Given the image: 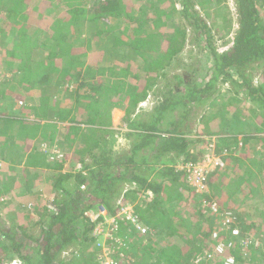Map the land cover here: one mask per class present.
Masks as SVG:
<instances>
[{
    "label": "trees",
    "instance_id": "1",
    "mask_svg": "<svg viewBox=\"0 0 264 264\" xmlns=\"http://www.w3.org/2000/svg\"><path fill=\"white\" fill-rule=\"evenodd\" d=\"M235 1L237 30L225 40L229 33L224 31L233 28L226 0H179L181 7L174 0H139L137 4L134 0H0V49L5 52L6 32L16 26L23 35L22 45L27 43L38 52V56L30 51L17 53V63L12 58L8 61L17 79L6 77L0 83V145L10 144L11 153L4 159L12 164L16 154L11 142L19 134L35 137L41 120L45 128L68 123L65 143L76 155L67 173H62L67 154L53 164L44 163L55 171L56 193L51 202L54 208L45 205L40 213L37 238L24 235L18 239L17 225L5 229L0 208V264H99L102 252L97 247L95 224L85 213L104 207L115 216L125 204L133 206L137 224L148 229L141 233L135 224L120 222L114 231L120 241H109L110 246L120 247L112 254L118 264H195L198 255L213 250L207 244L213 242L214 231L222 229L226 213L233 216L231 227L239 229V239L264 235V206L245 207L234 190L235 202L219 190L226 185L227 172L241 162L234 153L253 141L261 145L264 137L241 129L245 133L239 143V133L221 130L220 142L214 145L226 167L208 175V193H198L187 182L186 168H180L200 162L208 147L199 139L200 149L193 151V138L179 131L185 124L189 126L193 116H207V126L219 120L231 132L243 119L231 113L236 99L219 94L221 84L233 83L235 95L242 88L252 106L260 108L257 115L264 111V78L259 87L252 80L253 72L264 67V0ZM202 11L211 24L202 18ZM33 29L36 31L31 33ZM214 34L222 42L220 48ZM188 44L201 52L208 49L212 73L204 84L193 80L196 68L189 77L173 72L177 68L173 63ZM87 51V56L80 55ZM106 55L109 60L102 64ZM33 85L58 87L57 98L40 97L38 105H33L34 100L21 91ZM124 93L130 95L127 105L120 100ZM151 97L154 106L146 108L143 104ZM21 101L39 122L28 123L15 111ZM208 104L209 111L205 110ZM110 107L124 111L122 121L129 129L125 136L132 139L120 149L112 146L113 140L108 141L116 133L106 116ZM111 111L116 119L117 110ZM164 125L169 127L163 129ZM256 128L253 125L254 133ZM240 156L248 158V153L240 152ZM253 163L260 167V175L252 169L247 170L246 179L245 173L241 177L232 173L249 190L264 180V153L261 161ZM78 165L82 167L79 171L74 169ZM38 172L30 173L24 196L39 195L34 189L35 181H42ZM213 201L218 212L211 208ZM17 216L20 214L15 219ZM250 244L237 249L235 264H264V250L256 252L260 247L252 249Z\"/></svg>",
    "mask_w": 264,
    "mask_h": 264
},
{
    "label": "rangeland",
    "instance_id": "2",
    "mask_svg": "<svg viewBox=\"0 0 264 264\" xmlns=\"http://www.w3.org/2000/svg\"><path fill=\"white\" fill-rule=\"evenodd\" d=\"M87 1L90 2L91 0H87ZM134 1H135V4H137L139 0H134ZM174 2H176L178 7H181L179 0H174ZM226 4H227L228 9L231 13V17H232L231 25L233 26V28H230L228 32L224 31L225 34L229 33L224 37L225 40L232 38L234 36V34L237 30V26H238L236 1L235 0H226ZM196 8H199V7H196ZM209 9H211V11L214 10L216 12L215 6H210ZM262 13L264 14V10L262 11ZM201 16L204 20H206V22L208 24H211L212 20L210 18H207L204 11L201 12ZM118 25H120V23H118ZM28 27L29 26H27V28ZM19 30H20V27L13 26L12 28H9L6 32L5 52L2 49H0V83L3 82V80L6 77L7 78L10 77L11 79L12 78L17 79L16 75L11 70H9V65H8V61L10 62L11 58H12V60L13 59L15 60V63H17V59L15 58V56H17V53H19L20 55L21 54L26 55V53L28 51H30V52H32L33 56H38L37 50L31 49L29 44L25 43L22 45L23 35H22V32ZM33 31L35 32L36 30L33 29L30 32L33 33ZM190 31L191 30L189 29V40H191V38L193 36ZM10 33H11V35H10ZM214 36L216 37V38H214L215 39L214 41L216 42V46L220 48V45L222 42L218 39L216 34H214ZM16 47H19L20 49L17 50ZM87 47L88 46H86L85 48H87ZM206 50H208V49H206ZM206 50L201 52L193 44L192 45L188 44L185 48V51L180 56V59L175 60L176 62L173 63V65L175 64V67H177V68H175L176 70H173V72L177 73V74H184V75L186 74L189 77V75H191L192 72L194 71V68H196L197 73L193 77V80L196 81L197 83L204 84L206 82V81L203 82L205 77L211 75V73H212V71H211L212 70V64H211V61L209 60V57H208L209 53L208 52L206 53ZM88 54H89V52L87 51V52H84L83 54H80V55L81 56H84V55L87 56ZM108 60H109V56L106 55V57L104 58V60L101 63L106 64L108 62ZM87 61H88V59L85 60V63H87ZM196 66H198V67H196ZM253 73H254V76H253L252 80L254 81L255 85L259 87L261 85V83H263L264 67L255 70ZM233 77L236 81H240V78H238V76H236L235 73H233ZM16 81L17 80H15V82ZM19 85H17V86H19ZM31 87H32V89H30V88L25 89L23 87L21 91H25L26 94H28V96L31 99H33L34 102L37 104L39 103L40 97H44V96L50 97L51 96V97L55 98L58 95L57 92H58L59 88L55 87V86L54 87L53 86L46 87L43 85H33ZM233 88H234L233 83L227 82V83L221 84V91L219 93L221 96L224 94L225 96H230L232 98H235L236 101H234V103H233L234 108L232 109L231 113L236 112V113L241 115V118L243 117L242 122L238 121L236 124H234L231 127L232 131L234 130L237 132L238 130L240 131L242 129V130H247L248 133H252L254 131L253 125H255L258 128V130H257L258 133H264V125L261 124V122L264 118V115H262V114L257 115V112H258V110L260 111V108H257L258 107L257 105L252 106L250 101L247 100V98L245 96V92H244V90H242V88H241V90L239 89L240 92L236 93V95L234 92H232ZM126 96L127 95L122 94L120 96V100H122L124 102H129L130 97L127 98ZM225 99H226V97H225ZM150 102H154V99L152 97L148 101H146L143 104V106H145L146 108H152L154 105L150 104ZM220 102H222L224 104V108L226 107L227 110L229 111L227 104H225V100L220 99ZM18 105L20 108L16 106L15 109L19 113L23 112L27 116V113H28L26 111L27 109L24 108L25 102L21 101L18 103ZM206 109H208L207 111L211 110L210 104L206 105L205 110ZM111 110H113L112 107L107 109L106 116H107L108 120L112 122V124L113 123L115 124L114 127L117 128L116 137L114 139V143H112V146L114 145L117 147L121 143H124V144L126 142L130 143V141L132 139H130V138L128 139V137H126V138L124 137V134L128 130V127L125 125L124 121H122L123 116H121V115L124 114V111L123 112L120 111L118 114V117L116 116L117 118L114 119L113 113ZM115 112L117 113L118 110ZM202 113H204V111ZM263 113H264V111H263ZM197 117H199V115ZM196 118L193 116L192 121L187 123L191 128L185 124L179 130L180 132H183L184 136H186L188 138H193L192 140L194 141V143L191 146L193 151L195 150L194 148H196L198 151L200 149L201 142H197V140H199V139L204 140L206 145L211 147L212 145H214L217 142L218 137L216 135L220 134L219 131L223 130V131L230 132V130L228 128L221 127V124L218 123L219 120H216V122H212L207 126V125H205V123H206L205 118H207V116H205L204 119L201 118V120L199 122L196 120ZM65 125H67V124L65 123ZM168 127H169V125H164L163 129H166ZM189 129L191 130L192 133L187 132ZM56 131L57 130L53 129L52 132H56ZM60 133H62V132H60ZM184 133H186V134H184ZM115 140H117V141H115ZM203 146L205 147L204 144H203ZM254 148H256V151H254ZM262 149H264V144L259 145L258 142H255L254 144L250 143V145L246 149L244 148L240 151L242 154L248 153V158L240 156V152L234 153V155L241 157V158H239L241 162L236 163V165L234 167H232V170L227 172V174L225 176V177H227V179H225L226 185L221 186L219 188V190H223L225 193L229 194V198L231 201L232 200L234 201V198L232 195L233 193L231 191V189H232L235 191V193L237 192L238 195L240 196L241 201H243V204H242L243 206H245V207L250 206L251 207V206L256 205V204H259L260 207L264 206V184H263L264 180H262L263 182H262V184L260 183V185L255 183L259 186L256 188H252L254 190H249V188L246 189L245 186H242V184H239V181H241V180L234 179L233 175H232V173H234L236 175L240 174V177H241V175H243L245 173L244 178L246 179L247 178L246 172L248 169H252L255 171L256 175H258V174L260 175V173H259L260 167L256 166V164H254L253 161L258 162V161L262 160ZM5 155L6 154H4L2 152V156L0 157V170L1 169L5 170V171L0 172V175H2V176L3 175L5 176V172L7 171V169H6L7 164L6 163H8V162L4 159ZM9 164H11V163H9ZM77 169L79 171L80 167H77ZM6 176L12 177L11 174L9 173V171L6 173ZM244 178L242 181L245 180ZM11 179H13V178H11ZM257 179L255 181H253V180L252 181L256 182L259 180V179L258 180ZM187 181L189 182V178L187 179ZM4 183H3V181L1 182V180H0V196H2V197H0V205H1L0 208H2L1 213L3 211V208H6V204L8 205V202L10 204H12L11 200L8 201L5 198V196L7 194H9L10 192H7V187L4 186L5 185ZM189 184H191V182H189ZM8 188L11 190L12 186L8 185ZM129 188H130V186H126L125 189L129 190ZM245 189H246V191L244 192ZM20 191L21 192L17 196L21 195L23 189H20ZM47 191H48V188H47V190H44L41 193H39V196H38V194H35L34 195L35 198H33V199H31V197H27L26 199L16 200V201L14 199H12L13 204L15 201L16 205L18 206V210H16L15 212L19 213L20 216H17L16 219L14 217V219H15V221H14V219L9 220L7 213L3 214L2 226L5 229H12V227L14 225H17V226L20 225L19 226L20 227L19 234L16 235V237L18 239L24 238V235H29V236H32L33 238H37L39 236L40 228H41V225H39L40 213H43V209L45 208V205H47L48 207H51L52 209L54 208V206H52V204H51L53 198L51 196H49ZM126 191H124V192H126ZM208 192H209V188H208ZM249 196L252 197L251 200H249L250 199ZM5 200L7 201V203H5L6 202ZM30 201H32V202L30 203ZM214 203H216V201H213L212 204H214ZM118 204H120V202ZM130 206L133 207L131 204H130ZM100 208L102 209L104 207H99L98 209H100ZM104 209L106 210V208H104ZM17 213H15V214H17ZM32 213H35V216L33 218H30V217L27 219L25 218L26 215L29 216ZM88 213H91V212L88 211ZM107 213H108V211H107ZM247 213H252V211H248ZM13 222H16V224H14ZM138 226L141 229L142 228L148 229L143 223H140ZM138 231L143 233L140 229H138ZM33 238H31V239H33ZM115 238H117V241L119 240L118 237H115ZM231 240L234 242V245H235V248H234V250L236 249L235 255L237 254V249L239 247L240 248L245 247L250 243H251L250 245H254V247L252 249H254L257 246L260 247L256 250V252H261L264 250V235L261 233L260 234L259 233L254 234L253 236H251V238H249L247 240H243V239H239V238L238 239L232 238ZM207 243H209V242H207ZM238 243L242 244V246H239ZM214 244H215L214 242H211L207 245L210 248H214ZM107 248H110V250H113V252H114V248L120 249V247H115V246L113 247V245H111V247H110V245H108ZM252 249H250V250H252ZM248 251H246L247 252L246 255L250 254V252H248ZM111 259L116 260L114 257H112V255H111ZM116 261L118 262V260H116ZM6 264H18V263L17 262H11V263H6Z\"/></svg>",
    "mask_w": 264,
    "mask_h": 264
},
{
    "label": "crops",
    "instance_id": "3",
    "mask_svg": "<svg viewBox=\"0 0 264 264\" xmlns=\"http://www.w3.org/2000/svg\"><path fill=\"white\" fill-rule=\"evenodd\" d=\"M124 95H127L126 96L127 98L130 97V95L127 93H124ZM122 102L125 105L129 104V102H124V101H122ZM33 105H38V104L34 102ZM140 106H142V105H140ZM112 109L118 110L117 114H119L120 111L123 112V110L119 109L118 107H112ZM15 111H17V110H15ZM26 111L28 112L27 116L23 112L21 114H22V116H24V119L28 121V123L39 122L40 119L35 118V115L33 114V112L30 109H27ZM262 114H264V113H262ZM200 116L197 117L198 119L195 117L198 122L202 118V115H200ZM51 117H52V115L49 118H51ZM41 121L42 122H41L40 130L35 137H31V136H27V135L23 136V135L19 134L16 136L14 141L11 142L12 144L15 145L14 146V154H16V156H14L12 164L5 162L7 164L6 165L7 171L5 172V176L0 175L1 182L2 181H3V183L5 182L4 186L7 187V192H10L9 194H7L5 196V198H6V200H8V201L11 200V202H12V204H10L9 202H8V205L6 204V208H3L1 216H3V214L7 213L9 220L14 219L15 211L18 210V206L15 203L16 200H23V199H26L27 197H31V199L35 198V196H32V195H30V196H28V195L24 196L25 194L23 195V193L25 192V190L28 187L27 181L31 177L30 173L32 171H34V170L39 171L37 176L42 177V181H40V182H38V180L35 181L37 183L35 185V188H34L35 191H37L38 193H41L42 191L47 190V188H48L47 193L49 194V196H51L53 198V195L56 193V190L53 189V181H52V178H53L52 171L53 170L49 166L46 167V165L44 163L47 161H50V163L53 164L55 161H58V159L61 160L67 154L68 155L67 161L64 164V167L62 170V173H67L70 170V168H72L71 164H73V163L71 161H73L74 158L76 157V155L74 156L73 150L68 148L69 144L67 142L65 143V139H67L66 135L69 132L68 129L65 128V126H67L69 124L66 123L67 125H65V123H62V124L58 123L59 125H57L55 128H45V125H46L45 122L43 120H41ZM114 125L115 124L113 123V126ZM53 129L57 130L58 132L57 131L52 132ZM114 129L117 132V128L114 127ZM257 130H258V128H257ZM240 131L238 130L237 132L236 131L234 132V130H233L232 132L230 131L229 133H233V134L239 133L238 134L239 143H243L242 133H245V132H240ZM60 132H62V133H60ZM224 132L226 133L227 131H224ZM219 133L220 134L216 135L218 137V139H220L222 137V134H223L221 131H219ZM125 134H124V137L126 138ZM250 134L264 137V133H258V131H256L255 133L254 132L250 133ZM115 137H116V133L113 135V137L109 136L108 141L113 140L112 143H114ZM115 141H117V140H115ZM218 142H220V141H218ZM255 142H257V141H253L251 143L254 144ZM128 144L129 143L126 142L125 144L124 143L119 144L117 147L113 145V147H115V149H120L121 147H125ZM262 144H264V143H262ZM8 145H10V144L4 143L3 145H0V149H1L0 150V157L2 156V152L4 154L10 153L9 149H8ZM263 153H264V151L262 149V155H263ZM35 163H37V164H35ZM39 163H41L42 165H39ZM77 167H80V169H82V167L79 165ZM77 167L75 166L74 169H77ZM1 171H5V170L1 169L0 172ZM8 171L12 177L6 176V173ZM53 172H55V171H53ZM11 178H13V179H11ZM8 185L12 186L11 190L8 188ZM20 189H23V191H22L21 195H19L20 196L19 197L17 195L21 192ZM0 197H2V196H0ZM12 199L15 200L14 204H13ZM31 202L32 201H30V203ZM5 203H7V201Z\"/></svg>",
    "mask_w": 264,
    "mask_h": 264
},
{
    "label": "built area",
    "instance_id": "4",
    "mask_svg": "<svg viewBox=\"0 0 264 264\" xmlns=\"http://www.w3.org/2000/svg\"><path fill=\"white\" fill-rule=\"evenodd\" d=\"M213 152L214 151L211 148V151L208 154L206 160H204V162L201 164H193L190 162L185 166H180L181 169L186 168L187 179L189 178V182H191L190 185L194 186L198 193H208V186L206 184V181L209 172L213 171L215 168L224 166V162L222 161V159L216 156ZM211 208L214 212H218L216 203L212 204ZM102 212V214H106L105 210H103ZM232 221L233 216L231 215V213H226L222 223V229L219 231H214L213 233L212 240L215 243L213 250H205L202 255H198L195 260V264H216L218 262H223L224 264L236 263V256L234 254L236 249L234 250L235 245L231 239H238L239 229L231 227ZM111 222L113 224L112 230H117L118 225L114 220H112ZM97 229V234L99 236L103 235L105 241L111 238L115 242L120 241H117L114 232L104 233L101 225H99ZM138 229H140L142 232H146L145 228L141 229L140 227H138ZM112 253L113 250L105 247L102 253L98 255L97 260L99 261V264H118L116 260L111 259Z\"/></svg>",
    "mask_w": 264,
    "mask_h": 264
},
{
    "label": "bare ground",
    "instance_id": "5",
    "mask_svg": "<svg viewBox=\"0 0 264 264\" xmlns=\"http://www.w3.org/2000/svg\"><path fill=\"white\" fill-rule=\"evenodd\" d=\"M211 148L213 149V153L218 156L215 152V145L211 146V147H207L206 150L204 151V157L202 158V160L198 163H194L192 162L193 164H201L204 162V160H206L208 154L210 153L211 151ZM220 157V156H218ZM222 159V161L224 162V166L223 167H218V168H215L213 171H210V173L216 171L217 169H223L225 167V161L223 160L222 157H220ZM208 174V175H209ZM103 210H105L104 208H100L98 210H90L89 212L91 213H88L86 212L85 215L90 219V221L92 223L95 224V228H94V235L97 237V240H96V243H97V247L101 249V252L103 251V249L105 247H107L109 245V241L112 239H107V241H105L104 239V236L103 235H98L97 234V228L99 225H101L102 229L104 230V233H107V232H114L112 230V220L115 221V223L118 225V228L120 226V222H129V223H133L136 225V227L138 228L139 226V223L137 224V219H136V213L134 208L130 206V204H125L123 205L121 208H120V212H118L115 216H111L109 213H107V211L105 210V213L106 214H102ZM117 228V229H118ZM115 235V233H114ZM111 247V246H110ZM113 254V253H112ZM113 257V256H112Z\"/></svg>",
    "mask_w": 264,
    "mask_h": 264
},
{
    "label": "clouds",
    "instance_id": "6",
    "mask_svg": "<svg viewBox=\"0 0 264 264\" xmlns=\"http://www.w3.org/2000/svg\"><path fill=\"white\" fill-rule=\"evenodd\" d=\"M190 163V162H189ZM191 163H192V161H191ZM14 262H17V261H14ZM18 263V262H17ZM18 264H20V263H18Z\"/></svg>",
    "mask_w": 264,
    "mask_h": 264
}]
</instances>
